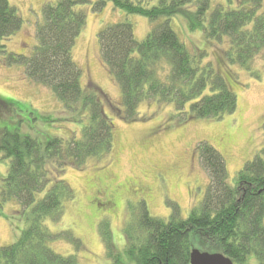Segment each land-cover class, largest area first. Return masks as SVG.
<instances>
[{"label": "trees", "instance_id": "obj_1", "mask_svg": "<svg viewBox=\"0 0 264 264\" xmlns=\"http://www.w3.org/2000/svg\"><path fill=\"white\" fill-rule=\"evenodd\" d=\"M109 2L155 22L142 40L129 20L109 23L99 32L101 58L122 90V115L127 120L139 115L143 102L172 105L180 121L220 119L237 111L238 94L228 76L208 58L206 49L189 48L173 29L170 21L177 14L190 16L191 28H201L207 41L227 44L220 64H237L255 79L264 72V0H228V6L214 7L212 0H158L155 5L145 0L48 1L36 23L37 43L30 54L7 50L4 41L21 29L23 18L9 0H0L3 62L24 66L26 76L49 88L69 112V119L63 120L82 125L79 137L74 132L68 138L47 137L45 142L17 130L0 136V152L10 161L2 194L30 208L20 237L0 247V264H82L77 253L60 254L50 246L64 236L78 249L80 239L69 231L51 232L46 220L59 221L64 203L74 198L63 175L66 167L83 168L89 159L112 153L114 123L105 110L107 96L94 83L83 86V70L73 55L87 23L83 7L100 11ZM19 103L0 98V107L10 111ZM199 147L210 177L203 201L183 219L176 207L169 218L153 216L141 200L135 222L125 230V251L132 264H191L194 247L224 253L235 264H264V147L233 183L224 156L208 142ZM101 232L110 257L121 264L110 228L102 226Z\"/></svg>", "mask_w": 264, "mask_h": 264}, {"label": "rangeland", "instance_id": "obj_2", "mask_svg": "<svg viewBox=\"0 0 264 264\" xmlns=\"http://www.w3.org/2000/svg\"><path fill=\"white\" fill-rule=\"evenodd\" d=\"M9 1L22 16L23 25L4 43L8 51L30 54L37 43L36 23L42 17L43 6L53 0ZM145 1L147 5L158 3V0ZM212 2L213 7L229 5L228 0ZM83 9L87 23L77 38L73 55L83 70V86L94 83L107 96L105 110L114 123L113 149L108 157L89 159L83 168L73 164L66 167L63 175L74 190V198L64 203L59 221L47 219L46 225L53 233L71 232L81 245L77 249L72 241L61 236L52 240L50 246L60 254L77 253L82 264H115L101 232L102 226H106L112 232L113 251L119 253V262L132 264L125 251V230L130 222H135L141 200L146 201L153 216L169 218L176 207L183 219L203 201L210 177L200 159L201 142L210 143L224 156L231 183L245 163L264 147V72L260 79H255L237 64H220L218 59L227 44L207 41L201 28H191L190 16L177 14L170 21L173 29L189 48L206 49L208 58L228 76L238 94L237 111L220 119L180 121L175 118L172 105L143 102L139 115L127 120L122 115V90L101 58L99 32L109 23L129 20L136 38L142 40L155 22L126 13L111 2L100 11H94L90 5ZM189 10H194L193 5ZM2 58L0 55V98L16 99L20 103L12 111L0 107V136L6 130H17L23 136L31 135L43 142L52 136L68 138L74 132L79 137L82 125L63 120L69 119L66 117L69 112L52 91L30 80L24 66L6 64ZM3 156L0 152V247L20 237L26 226V213L30 211L16 198L5 199L2 194L10 162ZM103 185L113 193V207L105 205L97 193ZM41 196L42 193L38 198Z\"/></svg>", "mask_w": 264, "mask_h": 264}, {"label": "water", "instance_id": "obj_3", "mask_svg": "<svg viewBox=\"0 0 264 264\" xmlns=\"http://www.w3.org/2000/svg\"><path fill=\"white\" fill-rule=\"evenodd\" d=\"M191 264H235L234 261L221 252L202 251L193 248L191 251Z\"/></svg>", "mask_w": 264, "mask_h": 264}, {"label": "flooded vegetation", "instance_id": "obj_4", "mask_svg": "<svg viewBox=\"0 0 264 264\" xmlns=\"http://www.w3.org/2000/svg\"><path fill=\"white\" fill-rule=\"evenodd\" d=\"M140 188L144 191L146 190V187L144 185H140ZM97 193L101 198V201H105L104 203L105 205L109 207H113V205H115L113 202V196H112L113 193L112 192L110 193L108 186L103 185Z\"/></svg>", "mask_w": 264, "mask_h": 264}]
</instances>
